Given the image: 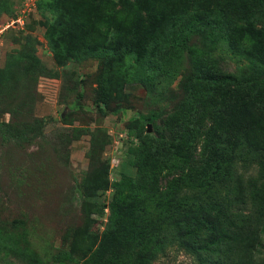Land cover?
Returning a JSON list of instances; mask_svg holds the SVG:
<instances>
[{
    "label": "trees",
    "instance_id": "16d2710c",
    "mask_svg": "<svg viewBox=\"0 0 264 264\" xmlns=\"http://www.w3.org/2000/svg\"><path fill=\"white\" fill-rule=\"evenodd\" d=\"M59 1L85 0H43L38 8L48 47L62 64L87 54L78 34L84 11ZM216 1L229 4L235 16L212 14L210 4ZM140 12L133 30L89 17L104 37L89 54L102 57L106 66L100 89L107 97H120L119 81L150 84L162 75H175L185 55L194 76L184 78L183 102L164 120L168 134L150 143L136 136L134 172L114 186L108 222L101 232L84 233L78 256L68 253L69 261L151 264L174 244L203 264H252L254 257V264H264V248L262 252L252 243L264 238V0H148ZM193 34L210 42L234 40L252 77L236 78L211 68L202 51L188 45ZM156 117L150 111L139 119ZM202 134L210 160L193 172L188 165ZM0 248L17 253L1 238Z\"/></svg>",
    "mask_w": 264,
    "mask_h": 264
},
{
    "label": "rangeland",
    "instance_id": "374dc122",
    "mask_svg": "<svg viewBox=\"0 0 264 264\" xmlns=\"http://www.w3.org/2000/svg\"><path fill=\"white\" fill-rule=\"evenodd\" d=\"M147 1H59L84 11L78 34L87 54L60 64L45 38L38 9L43 0H0V15L13 17L27 8L24 28L0 38V238L17 249L12 253L0 248V264H71L68 253L78 256L83 234L101 232L108 222L114 186L133 174L136 136L150 143L168 134L164 120L183 102L184 78L194 76L188 57H180L175 75H162L150 84L123 79L118 83L123 87L120 97H107L99 86L106 66L102 57L89 55L104 39L90 18L133 30L143 14L140 5ZM210 7L212 14L235 16L221 1ZM187 43L202 51L211 68L236 78L252 77L234 40L210 42L193 34ZM150 111L157 114L154 120L139 119ZM203 134L188 165L193 172L210 160ZM174 170L168 171L169 179ZM252 243L264 248V238ZM253 261L257 263L255 257ZM151 264L203 263L193 252L172 244Z\"/></svg>",
    "mask_w": 264,
    "mask_h": 264
},
{
    "label": "built area",
    "instance_id": "2783aa9c",
    "mask_svg": "<svg viewBox=\"0 0 264 264\" xmlns=\"http://www.w3.org/2000/svg\"><path fill=\"white\" fill-rule=\"evenodd\" d=\"M26 9H21L15 16L0 15V38L9 30H21L26 24Z\"/></svg>",
    "mask_w": 264,
    "mask_h": 264
}]
</instances>
